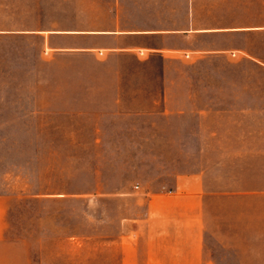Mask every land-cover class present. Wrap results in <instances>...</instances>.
I'll use <instances>...</instances> for the list:
<instances>
[{"label":"crops","instance_id":"obj_1","mask_svg":"<svg viewBox=\"0 0 264 264\" xmlns=\"http://www.w3.org/2000/svg\"><path fill=\"white\" fill-rule=\"evenodd\" d=\"M0 45V264H264V0H0ZM36 123L164 174L36 192Z\"/></svg>","mask_w":264,"mask_h":264},{"label":"rangeland","instance_id":"obj_2","mask_svg":"<svg viewBox=\"0 0 264 264\" xmlns=\"http://www.w3.org/2000/svg\"><path fill=\"white\" fill-rule=\"evenodd\" d=\"M9 51L5 46L0 45V63L10 62L11 56L6 54ZM29 52H34L37 57V53L40 52L39 46L34 45V48L29 49ZM41 80L42 75L36 76V82H41ZM47 136L43 132V125L36 123L32 139H19L12 143L13 167L17 165L20 179L34 181V191L36 192L47 191L49 185L52 195L58 193L68 195L93 190L95 180L160 179L164 174L159 170L154 172L142 169L130 170L132 168L130 163L133 162L134 156L124 154L122 157H115L113 155L114 143H106L105 148L98 151L91 147L92 141L59 139L58 132L53 129L48 130ZM130 142L129 144H131ZM9 148L10 146L8 153L10 152ZM5 149L4 143V167L9 164ZM142 158L148 162H156V165H165L170 163L171 157L142 156ZM99 168L102 170L95 171ZM91 207L94 206L84 201L67 200L61 204L52 201V212H63L67 216L68 225L70 219L74 218V214L80 213V211L90 212Z\"/></svg>","mask_w":264,"mask_h":264}]
</instances>
